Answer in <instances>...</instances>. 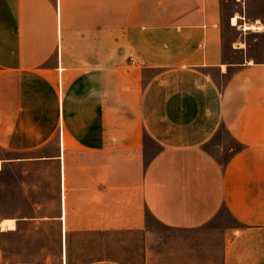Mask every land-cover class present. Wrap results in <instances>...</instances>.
<instances>
[{"label": "crops", "instance_id": "1", "mask_svg": "<svg viewBox=\"0 0 264 264\" xmlns=\"http://www.w3.org/2000/svg\"><path fill=\"white\" fill-rule=\"evenodd\" d=\"M244 24L264 25L249 0H0V148L57 167L62 232L146 235L147 213L196 229L226 209L242 226L223 264H264V59L247 39L264 28ZM222 131L241 147L208 149Z\"/></svg>", "mask_w": 264, "mask_h": 264}, {"label": "rangeland", "instance_id": "2", "mask_svg": "<svg viewBox=\"0 0 264 264\" xmlns=\"http://www.w3.org/2000/svg\"><path fill=\"white\" fill-rule=\"evenodd\" d=\"M249 8L264 21V0H249ZM228 33L230 38L245 36L244 31L234 29ZM247 39L250 54L263 60L264 33H250ZM223 147L241 146L223 131L207 145L215 153ZM12 157L0 148V251L8 264H86L100 258L133 264H223L225 234L242 226L226 209L196 229L170 228L147 213L151 228L146 235L67 227L65 240L59 219L57 167L16 162Z\"/></svg>", "mask_w": 264, "mask_h": 264}, {"label": "bare ground", "instance_id": "3", "mask_svg": "<svg viewBox=\"0 0 264 264\" xmlns=\"http://www.w3.org/2000/svg\"><path fill=\"white\" fill-rule=\"evenodd\" d=\"M238 18H239V16L237 15V16H235V18L233 19V23H234V25H238ZM244 28L245 29H251V30H261L262 28H264V27H262V25L260 26V25H255V24H244ZM1 227V226H0ZM2 230V229H1ZM63 235L66 237V229L64 230V232H63ZM66 247V246H65Z\"/></svg>", "mask_w": 264, "mask_h": 264}, {"label": "water", "instance_id": "4", "mask_svg": "<svg viewBox=\"0 0 264 264\" xmlns=\"http://www.w3.org/2000/svg\"><path fill=\"white\" fill-rule=\"evenodd\" d=\"M1 226V225H0ZM0 230H1V227H0Z\"/></svg>", "mask_w": 264, "mask_h": 264}]
</instances>
